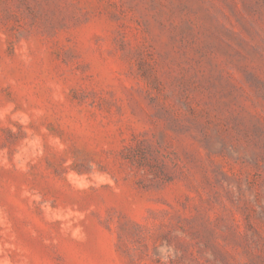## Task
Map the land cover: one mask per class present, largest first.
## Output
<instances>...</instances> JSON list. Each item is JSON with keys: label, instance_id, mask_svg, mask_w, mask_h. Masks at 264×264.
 Returning a JSON list of instances; mask_svg holds the SVG:
<instances>
[{"label": "rangeland", "instance_id": "rangeland-1", "mask_svg": "<svg viewBox=\"0 0 264 264\" xmlns=\"http://www.w3.org/2000/svg\"><path fill=\"white\" fill-rule=\"evenodd\" d=\"M0 264H264V0H0Z\"/></svg>", "mask_w": 264, "mask_h": 264}]
</instances>
